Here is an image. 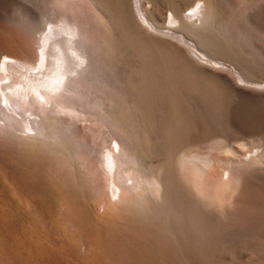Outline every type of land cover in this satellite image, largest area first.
Wrapping results in <instances>:
<instances>
[{
    "label": "rangeland",
    "instance_id": "1",
    "mask_svg": "<svg viewBox=\"0 0 264 264\" xmlns=\"http://www.w3.org/2000/svg\"><path fill=\"white\" fill-rule=\"evenodd\" d=\"M5 1L0 5V48L36 58V35L11 17L31 14L35 27L43 26L44 31L61 22V8L56 0ZM72 1L77 4L80 0ZM200 1L205 0H143V6L156 25L188 35L200 52L229 64L244 75L249 87L259 88L239 86L232 71L204 66L188 45L149 28L138 16L135 0H96L97 22L92 26L94 32L89 27L90 41L85 40L95 56L96 72L81 81L83 87L79 85L78 92L86 89L90 100L99 103L84 101L88 98L84 91L74 100L85 108L82 111L81 105L78 108L74 104L78 131H86L85 126L91 124L86 126L91 132L82 133L86 138L80 140L99 144L97 150L103 151L126 133L137 162H126L124 174L162 173L170 177L166 197L156 205L162 211L159 215L167 219L151 217L134 206L120 216L105 212L89 187L82 162L63 145L50 143L41 151L27 152L34 175L27 223H18L24 213L16 206L12 186L0 172V264H264V31L242 41L225 27L239 9L243 16L249 14L245 18L254 24L263 1L250 0L245 6V0H233L228 5L212 0L217 6L212 16L188 18L186 14ZM172 13L183 18L173 28L168 23ZM84 82L90 87H84ZM102 110L116 125L114 130L104 116L100 117ZM87 113H91L89 123L84 117ZM213 139L221 148L212 143ZM193 151L204 155L200 161L213 154L220 157L212 159L223 175L228 168L245 165L243 197L237 202L216 199L200 194L191 181H183L181 158ZM256 153L260 156L251 158ZM195 162L190 164L203 165ZM11 206L16 207L15 212H10ZM118 206L123 208L125 202ZM65 210L85 228L84 233L70 228L72 218ZM85 239H90L95 249L89 261L73 255L74 246L82 257Z\"/></svg>",
    "mask_w": 264,
    "mask_h": 264
},
{
    "label": "bare ground",
    "instance_id": "2",
    "mask_svg": "<svg viewBox=\"0 0 264 264\" xmlns=\"http://www.w3.org/2000/svg\"><path fill=\"white\" fill-rule=\"evenodd\" d=\"M222 1L227 3V5L228 3L232 4L233 2V0ZM248 1L250 2V0L244 1L245 6ZM261 1L263 2L259 7L257 19H255L256 22L254 24L246 19L249 14L243 16L244 11L242 13L241 9H239V14L234 17V20H230V17L228 18L229 21L225 23V27H227L228 31H230L231 34L234 35V37H237L242 41L254 39L258 36L259 31H264V0ZM2 2L3 0H0V5H2ZM74 3L69 2V0H56L55 4H57V6L61 8L60 13L62 12V18L60 19L61 22L56 24L55 27H51L52 25H49L51 28L48 26L49 28L47 27V29L44 31L42 26L44 25V23H41L42 25L40 26L42 27L36 28V19L34 20L32 17L30 19L31 14L29 15V17L15 16V14L13 17H11L12 20L16 19L20 24H22L25 28L31 30L36 35L38 43L36 58L31 59L25 53L14 54V52L11 53L6 50V48H0V172L3 173V179L8 180L9 184L12 186L15 195L14 198H16V206H18L24 213V216L21 217L20 220H18V223H27V210L29 206L28 196L32 175V165L29 164V157L27 152L41 151L46 147V145L50 143L63 145L70 153L74 155L75 160H80L82 162V167L87 173L86 177L88 178L89 187L93 190L94 196L98 197L101 200V205L105 212H110L113 216H120L121 214L129 212V210H131V208L134 206L135 208L138 207L139 209H142V211L147 215L151 214V217L158 216L157 218L159 219V216L161 217L159 213L162 211H160L156 205L161 203L165 199L171 183L170 177L167 174L162 175V173H152L150 175H147L146 173L141 174L140 171H138L140 172L139 174H135V176L133 177L124 174L123 166L126 162H137V158L134 154L135 151L133 152L132 150V148L134 147H132L133 143L131 144V140L126 135V133L116 138L114 143H112V146L108 147L107 149L102 148L105 150L101 151V149L97 150V146L99 144H90L88 143L89 141L87 142V140L85 139L88 146L92 145L88 148L86 147L87 144L85 143V140H83L84 138H86V136H83L82 133L86 135L87 132H91L89 127L86 128V126H90L91 124L86 125V123H84L86 125L84 128L86 129V131L82 132L81 129L80 131H78V124L73 117V112L75 109L74 104H76L78 100H74L77 99L76 97H78L84 91L83 90L81 93L78 92V90L82 89L83 87L81 86L83 85L81 84V81L87 80L96 72L95 65L97 62L95 61V56H93V53L88 50L91 48H87L89 47L90 43L89 45H86L85 40L87 39V42L90 41L88 40V35L90 34L89 27L91 26L90 29H92L93 24L97 22V3L96 0H80L77 4ZM135 5L138 16L144 24H146L152 30H156L158 32H162V34H167L175 37L179 41L188 45L189 49H191V52L204 64V66H211V68L213 67L215 70L222 72H227L228 70H230L233 72V74L236 75L237 79L239 80L237 81L239 86L243 88H259L252 86L249 87V85L247 84V82L249 81L243 77L244 75L242 76L240 72L229 66V64L223 61H215L212 58L210 59L208 55L200 52L196 43L187 38L188 35L185 36L184 34L179 33L174 29L164 30L160 26H158L159 24L156 25L149 18L147 8L143 6V0H135ZM216 7V4L212 0H205L203 2L200 1L190 9V12H188L186 16L195 20L202 17H206V19H208V17L213 15L212 11L217 10ZM229 9L231 8L229 7ZM242 9L244 10L245 8L243 7ZM235 10H237V8ZM245 11L247 10L245 9ZM25 12H23V14H25ZM222 13L224 12L222 11ZM222 16H224V14ZM214 19L216 18L214 17ZM182 20L183 18L179 16V14L172 13L169 16L168 23L173 28V26H176ZM90 31L92 33L93 29ZM92 35H95V33L91 34V36ZM93 37L95 38V36ZM90 38L92 39L91 41H93V38ZM97 76L96 80L98 79ZM87 84V82H84V87L87 86ZM79 85L81 86L80 89H78ZM87 87L89 88L90 86ZM86 92L87 91L85 89V94H82L84 96L86 94L88 95L89 92ZM80 98L79 101L83 99ZM88 98L87 100H85L86 98H84L83 100L91 101L90 98ZM93 102L95 104L99 103L95 101ZM81 104L82 103H80V105ZM80 105H77V107L79 106L78 108H81L82 105L81 107ZM83 108L84 107H82V111L85 109ZM79 111H77V113H79ZM85 111L87 112L88 110ZM101 112L103 113L104 110H102ZM68 113H70L71 115H69ZM102 113L100 117L104 116V118L109 121L110 118H108L107 116L105 117V113ZM63 114H66V116ZM89 114H85L86 116L84 115V117L90 116ZM79 115L81 114L79 113ZM82 117L83 115L81 116V118ZM102 118H99V120L101 119V121H105V119ZM87 119L90 118L87 117L85 119L86 122ZM111 121H109L110 123H106L108 124V126L112 125L110 126L111 128H115L116 125L114 123H111ZM103 123L106 124L105 122ZM114 128L112 130H114ZM98 130L100 131L101 129ZM110 134L111 133H109V135ZM81 138H83V143L86 144L85 149L88 148V150H86L85 152L82 151L85 149L81 150V146L83 147V143L81 142L82 140H80ZM103 139L105 138L103 137ZM226 139L227 138H225V140ZM213 142L214 139L212 143ZM223 142L219 144L222 145ZM214 145H217V148H221L220 145L218 146V143L215 144L214 142ZM205 146L207 145L205 144ZM212 147L213 149L215 148L213 144ZM76 148L79 151L75 152ZM217 148L215 149L217 150ZM219 152L218 154H216H220L221 156V153ZM201 155L202 157H200ZM203 156L204 155L199 154L198 151H193V154H185V156L183 155L182 158L180 157L181 161L183 162L180 168L182 180L185 182L191 181L200 194L210 195L216 199H228L231 200V202L239 201L240 196L243 197V195L241 194L244 190V168L246 166L240 164L235 165L231 168H228L223 175L222 170L216 163V160L220 159V157L218 158L213 154L211 158H206L205 161H200V159L203 160ZM259 156L260 153H256L255 156H252L251 158H257ZM212 157H214V159L216 160L214 161ZM215 157H217L218 159ZM193 159L198 160L200 164L202 162L203 165H198L199 162L197 163V161L195 162V160ZM191 160L197 163L198 166H192L190 164ZM163 173H165V171H163ZM33 176L34 175H32V178ZM107 193L110 195V199L106 197ZM172 199L174 200V198ZM122 201L125 202V206L123 208L118 206ZM13 211H16L15 206H11L10 212L12 213ZM166 212L168 213V211ZM67 216H69L68 218H72L70 220L73 224L72 226H70L71 229L72 227H74L73 229L75 230H78L82 233L85 232V228L82 225L80 226L79 223L75 222V218L73 220V215H68L67 213ZM163 218L167 219L166 215ZM112 221H114V219ZM149 222L150 221H148V223ZM155 224L156 220L154 225ZM154 228L156 227L154 226ZM157 229H159V226ZM92 246L94 247L93 242L90 239H85L83 242L84 251L82 257L78 253H76L78 249L74 246L73 255L75 257H78L79 260H81L82 258L83 261H89L91 258H93L92 255H90L93 252L92 250H94L95 252V249H93Z\"/></svg>",
    "mask_w": 264,
    "mask_h": 264
}]
</instances>
